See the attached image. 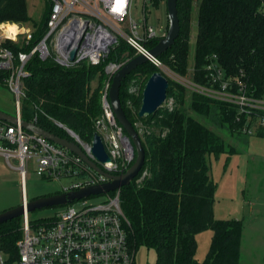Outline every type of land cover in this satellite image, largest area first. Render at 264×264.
I'll return each mask as SVG.
<instances>
[{"label": "trees", "instance_id": "obj_1", "mask_svg": "<svg viewBox=\"0 0 264 264\" xmlns=\"http://www.w3.org/2000/svg\"><path fill=\"white\" fill-rule=\"evenodd\" d=\"M27 1L0 0V24H31L37 28L29 45L6 41L4 46L15 55L33 49L44 35L51 13L52 1L43 0L45 14L36 24L31 21ZM155 4H159L158 0ZM177 6L179 38L160 57L161 62L176 75H188L197 10L192 81L209 88L211 82L206 67L211 58L216 57L227 77L243 80L249 96L264 98V3L260 0H178ZM135 57V51L124 42L98 66L80 63L67 69L52 59L43 61L38 56L33 57L25 67L31 76L25 80L26 96L21 101L23 121L32 123L37 117L36 124L42 130L73 142L66 131L55 125L59 121L85 143L91 142L96 134L95 121L102 116L105 67ZM158 72L161 69L150 62L139 66L123 81L120 92L123 109L133 125L154 121L161 131H150L142 137L147 159L144 170L149 175L140 184L133 182L121 189V209L130 222V251L136 256L142 246L156 250L155 264H241L243 222L214 217L217 187L211 177L208 156L225 152V141L196 117L228 126L236 132L241 130L243 122H237L239 107L212 96L192 93L182 83L169 80L168 97L174 99L173 109L164 108L149 118L140 119L138 112L144 89L139 96H130L128 81L140 73L146 83ZM8 76L0 70V85L6 86ZM130 100H133L134 111L128 107ZM256 135L264 138V130ZM55 194L60 192L46 195ZM23 227L22 218L0 225V253L9 256L10 262L19 257L17 244L23 236ZM208 231L214 234L210 250L206 258L198 262L196 238Z\"/></svg>", "mask_w": 264, "mask_h": 264}, {"label": "built area", "instance_id": "obj_2", "mask_svg": "<svg viewBox=\"0 0 264 264\" xmlns=\"http://www.w3.org/2000/svg\"><path fill=\"white\" fill-rule=\"evenodd\" d=\"M51 1L46 31L29 53L19 52L15 55L4 45L10 40L29 45L37 28L17 23L0 24V70L9 75L5 83L14 94L15 116L18 117L17 125L0 120V158L20 174L23 193L29 162L35 167L37 176L43 179L68 180L69 183L60 191L68 194L111 182L105 173L121 176L136 161L134 146L125 129L118 124L108 97L113 77L129 61L110 63L105 67L107 78L101 91L102 116L94 124L110 162L104 164L96 159L92 152V141L85 143L75 131L59 121L55 122L81 147L89 160L100 167L104 173L100 174L76 153L22 127L21 101L26 96L25 80L31 76L25 67L33 57L38 56L43 61L52 59L67 69L80 63L98 66L117 45L124 42L135 51L136 56H144L159 69L164 66L160 57H154L150 51L168 30L162 34L156 32L144 16L140 31L139 23L131 18L133 0ZM5 24L16 26V34L7 32ZM72 52L76 55L74 59ZM206 73L211 82L209 88L193 82L192 78H182V84L192 93L212 96L238 106L237 122L243 121L240 133L256 136L259 130H264V98L249 96L243 80L227 77L216 57L211 58ZM133 89L129 88V95L139 96L133 93ZM128 107L134 111L132 100L128 102ZM164 108L171 110L173 106ZM36 122L37 117L32 123L37 125ZM138 123L142 122L134 125L142 138L148 131ZM148 175L143 170L133 182L140 184ZM121 191L92 195L57 207L59 210L53 216L39 222H31L30 214H25L22 218L23 236L17 244L19 257L15 262H10L9 256L1 252L0 264H135V253L129 248L130 222L120 205ZM98 197H102V201L96 203L91 200Z\"/></svg>", "mask_w": 264, "mask_h": 264}, {"label": "rangeland", "instance_id": "obj_3", "mask_svg": "<svg viewBox=\"0 0 264 264\" xmlns=\"http://www.w3.org/2000/svg\"><path fill=\"white\" fill-rule=\"evenodd\" d=\"M155 1L157 0H133L131 18L139 23L140 31H142L145 16L148 24L153 26L156 32L162 34L169 28L168 6L166 0H158V5L155 4ZM27 2L31 21H35L36 24L40 23L45 14L44 1L28 0ZM197 13L198 11L195 10L188 75L185 77L176 75L165 65L161 69V73L172 82L182 83V78L187 80L192 78L198 31ZM147 82L145 83V78L137 73L128 81V84L129 88H134L133 93L140 94L143 89L145 90ZM93 85L96 86L95 83ZM189 97L191 98L190 94ZM165 106H174V99H170L168 105L165 104ZM0 111L12 117L17 114L13 92L2 85H0ZM196 117L218 133L226 145L225 152L208 156L211 177L217 187L214 199V217L218 220H241L244 224L241 264H264V138L239 133V130L233 132L228 126L222 127L201 116ZM138 125L148 132H161L155 126L154 121L147 125L144 123H138ZM25 178L24 193H26L28 201L46 194L58 193L63 186L69 183L68 180H47L37 176L31 162H29ZM22 181L20 174L15 169H11L3 158H0V213L15 209L24 203ZM101 198L91 200L97 203L102 201ZM58 210L59 208H46L31 212L30 220L39 222L53 216ZM213 235L211 231L198 234L196 238L198 251L195 256L198 262L206 258ZM138 250L135 264H155L156 250L144 246Z\"/></svg>", "mask_w": 264, "mask_h": 264}, {"label": "water", "instance_id": "obj_4", "mask_svg": "<svg viewBox=\"0 0 264 264\" xmlns=\"http://www.w3.org/2000/svg\"><path fill=\"white\" fill-rule=\"evenodd\" d=\"M264 3V0H260ZM168 6V22L169 28L165 36L159 40L158 44L151 49L153 56L156 58L161 57L163 54L167 53L176 43L179 38L180 33V21L178 18V0H166ZM72 59L75 58V52H72ZM148 63V59L144 56H136L131 61L126 63L121 70L112 79V85L109 91V99L112 106V111L115 114L118 124H120L127 133V137L133 144L136 151V161L135 164L126 173L121 176H114L110 174H104L103 171L98 167V165L89 160L85 155L80 146L75 142H71L67 139L58 137L50 132L42 130L40 127L34 123L22 121V127L30 132H34L42 137L47 138L56 145L63 146L70 150L72 153H76L83 161H85L89 166H91L95 171L100 174L107 175L112 181L107 182L101 186H91V188L81 189L72 193H60L55 195H46L45 197H38L31 199L30 201L24 200V203L15 209L5 211L0 213V225L16 218H23L25 214H31V212L44 210L46 208H57L76 200L89 198L92 195H102L107 192L121 190L123 187L130 186L137 177L141 175L146 165V152L144 145L142 144V138L139 134L138 129L135 125L131 123L128 119L127 114L122 106V101L120 99V92L122 88L123 81L130 76L134 70L139 66ZM147 86L143 92V102L142 106L138 112L140 119L149 118V116L157 114L165 107V103L169 100L168 91L170 89L169 79L166 78L161 72L153 74L147 82ZM0 120L7 122L11 125L18 124V117L10 116L2 111H0ZM92 152L97 160L102 163L110 162V157L106 152L105 146L102 143V139L99 134H95L92 140Z\"/></svg>", "mask_w": 264, "mask_h": 264}, {"label": "bare ground", "instance_id": "obj_5", "mask_svg": "<svg viewBox=\"0 0 264 264\" xmlns=\"http://www.w3.org/2000/svg\"><path fill=\"white\" fill-rule=\"evenodd\" d=\"M5 29H6V31L7 32H12V33H14V34H16V31H17V28H16V26H13V25H8V24H5Z\"/></svg>", "mask_w": 264, "mask_h": 264}, {"label": "crops", "instance_id": "obj_6", "mask_svg": "<svg viewBox=\"0 0 264 264\" xmlns=\"http://www.w3.org/2000/svg\"><path fill=\"white\" fill-rule=\"evenodd\" d=\"M23 191V190H22ZM28 201V197L26 196V193H24V200ZM242 256V255H241ZM241 262V261H240Z\"/></svg>", "mask_w": 264, "mask_h": 264}]
</instances>
